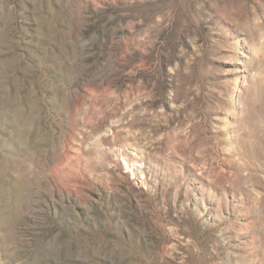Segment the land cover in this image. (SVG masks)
Listing matches in <instances>:
<instances>
[{"label": "rangeland", "instance_id": "1", "mask_svg": "<svg viewBox=\"0 0 264 264\" xmlns=\"http://www.w3.org/2000/svg\"><path fill=\"white\" fill-rule=\"evenodd\" d=\"M0 264H264V0H0Z\"/></svg>", "mask_w": 264, "mask_h": 264}, {"label": "bare ground", "instance_id": "2", "mask_svg": "<svg viewBox=\"0 0 264 264\" xmlns=\"http://www.w3.org/2000/svg\"><path fill=\"white\" fill-rule=\"evenodd\" d=\"M127 162H128V161H127ZM127 162H125V165H124V166H125L124 168H125L126 170H128V168H127V167H128V163H127Z\"/></svg>", "mask_w": 264, "mask_h": 264}]
</instances>
